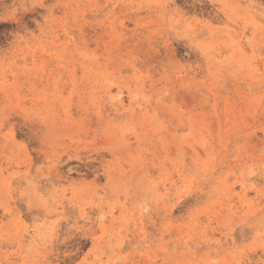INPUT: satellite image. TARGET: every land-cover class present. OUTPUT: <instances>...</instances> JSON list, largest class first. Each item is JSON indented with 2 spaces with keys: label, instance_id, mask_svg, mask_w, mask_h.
I'll use <instances>...</instances> for the list:
<instances>
[{
  "label": "rangeland",
  "instance_id": "374dc122",
  "mask_svg": "<svg viewBox=\"0 0 264 264\" xmlns=\"http://www.w3.org/2000/svg\"><path fill=\"white\" fill-rule=\"evenodd\" d=\"M0 34V264H264V0H0Z\"/></svg>",
  "mask_w": 264,
  "mask_h": 264
},
{
  "label": "snow or ice",
  "instance_id": "6c2138e0",
  "mask_svg": "<svg viewBox=\"0 0 264 264\" xmlns=\"http://www.w3.org/2000/svg\"><path fill=\"white\" fill-rule=\"evenodd\" d=\"M3 37H2V34H0V39H2Z\"/></svg>",
  "mask_w": 264,
  "mask_h": 264
},
{
  "label": "bare ground",
  "instance_id": "6f19581e",
  "mask_svg": "<svg viewBox=\"0 0 264 264\" xmlns=\"http://www.w3.org/2000/svg\"><path fill=\"white\" fill-rule=\"evenodd\" d=\"M251 3H252V2H251ZM251 3H250V4H251Z\"/></svg>",
  "mask_w": 264,
  "mask_h": 264
}]
</instances>
